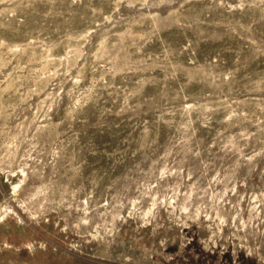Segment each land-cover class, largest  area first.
Returning a JSON list of instances; mask_svg holds the SVG:
<instances>
[{"label": "rangeland", "instance_id": "obj_1", "mask_svg": "<svg viewBox=\"0 0 264 264\" xmlns=\"http://www.w3.org/2000/svg\"><path fill=\"white\" fill-rule=\"evenodd\" d=\"M0 264H264V0H0Z\"/></svg>", "mask_w": 264, "mask_h": 264}]
</instances>
